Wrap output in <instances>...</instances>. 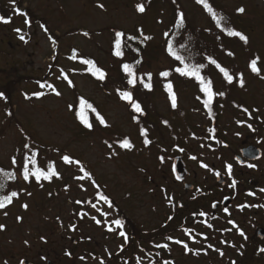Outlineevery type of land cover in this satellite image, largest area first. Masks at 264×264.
Returning a JSON list of instances; mask_svg holds the SVG:
<instances>
[{
  "label": "rangeland",
  "instance_id": "obj_1",
  "mask_svg": "<svg viewBox=\"0 0 264 264\" xmlns=\"http://www.w3.org/2000/svg\"><path fill=\"white\" fill-rule=\"evenodd\" d=\"M140 1L141 4L150 2L144 12L136 9ZM179 2L190 22L208 27L207 15L199 5L193 0ZM216 2L228 6L232 13L244 9L243 15L237 16V24L251 34L253 51H259L257 57L252 50L240 51L234 59L244 70L246 88L224 100L217 91L226 89L225 84L216 85L221 79L214 72L211 80L218 94V101L214 100L217 112L214 116L209 113L212 112L206 105L209 103H201L202 93H197L188 82L174 87L177 105L183 110L177 117L171 114L172 102L166 91L154 92L149 125L145 118L141 121L145 124V133L138 125L140 118L133 116L123 99V85L104 89L95 78L82 72L78 56L82 53L97 59L99 66L108 68L109 73L117 74L116 79L120 80L117 62L111 63L106 53L108 28L116 27L147 39L150 52L147 50L145 56L156 63V49L173 19V8H177L173 1L159 0L156 6L151 5V0H26L22 11L34 9L46 22V27L41 23L32 26V38L27 43L13 35L18 26L23 25L21 19L0 24V89L13 75L17 77L15 72L19 75L18 88L21 89L12 93L8 103L0 97V161L6 160L9 165L16 146L14 124L2 135L9 105L15 120L39 142L57 148L68 144V151L76 159L69 165L57 163L60 177L51 183L50 190L36 189L32 195L27 191L30 187L23 185L26 189L21 191L20 198L24 199L26 208L15 200L13 207L2 209L0 264H22L23 261L29 264H122L118 253L128 246L127 228L113 226L109 229V226L111 221H124L120 219L123 216L129 220L137 237L134 260L129 264H166L167 258L173 261L168 264H232L233 260H240V240L228 236L225 240L219 231L227 217L222 213L212 223L207 240L198 235L191 245H175L177 237L185 239L187 229L195 226L188 223L192 217L186 215L193 208H183V203L205 191V185L217 184L210 169L222 173L229 164L233 166L231 177H241L246 172L233 159L235 153L245 142L255 141L250 133L264 138V0ZM56 49H61L58 58ZM251 58H258L257 71L250 66ZM23 75L26 80L45 78L46 85L40 86L24 78L21 81ZM77 95L91 99L99 107L104 126L94 120V131L81 135L74 114ZM131 134V147H124L121 139L110 140ZM182 135L189 136L185 144ZM178 156L187 171L181 180L172 170ZM81 161L88 172L81 167ZM203 165L209 170H204ZM255 172L252 170L249 177H255ZM87 173L92 174L93 179ZM187 183L194 189H185ZM224 190L227 186L219 188L215 196H222ZM100 191L110 198L104 201L98 198L103 197ZM47 192H51L52 197L41 205L40 198ZM34 199L37 200L35 206ZM173 204L182 208L181 215L169 216ZM184 217L186 220L182 222ZM179 225L180 229H175ZM199 232L205 233L202 229ZM141 243L144 249H137L141 248ZM162 243L167 247L155 251L154 257L152 246L155 248ZM124 256H128L127 250Z\"/></svg>",
  "mask_w": 264,
  "mask_h": 264
},
{
  "label": "trees",
  "instance_id": "obj_2",
  "mask_svg": "<svg viewBox=\"0 0 264 264\" xmlns=\"http://www.w3.org/2000/svg\"><path fill=\"white\" fill-rule=\"evenodd\" d=\"M25 1L26 0H0V16H3L7 22H11L12 20L18 21L21 19L20 22L22 21L23 25L18 26V29H16V32H14L13 35H15L23 43H27L29 39L32 38V26L36 25L37 23H41L42 26L46 27L45 20L40 16L38 17L34 9L29 8L25 9V12L22 11V7ZM158 1L159 0H151V5L153 3L157 6ZM164 1L167 2L168 0ZM171 1L174 2L175 7L177 8H173V19L172 21H170V24L168 25L163 35V40L160 44V47L158 46L156 49V56L154 58L156 60V63L153 61V59H149L148 56L146 58L145 56L147 50H149L150 52V48L147 45V39H144L140 35L117 29L116 27L108 28L109 49L106 53L109 57H111V63L117 62L119 66L118 74L121 77L120 80L118 78L116 79L117 74L112 75L111 73H109L108 68L99 66L100 63H97V59L82 53L78 56V63L83 67L82 72L88 75L91 79L95 78L101 87L103 86L105 89L107 87H114L115 85H123V91L130 92L132 94L131 100H126L124 98L123 99L131 108L133 116L140 118V120H137V122L139 127L143 129L144 133L146 132L145 124L141 121L145 118L146 122L149 125V118L152 107L151 101L153 99L154 92L156 93L158 91H162L161 89L166 91L172 102L171 114L174 117H177V115H180V113L183 112V110H180L179 106L177 105V98L174 90V87H177V83L181 85L188 82L190 86L195 88L197 93H202L203 99L201 100V103L205 105V101L208 100V95L203 91L204 85L201 84V79H203L205 83L210 81L214 95L211 102L206 105L208 106V109L212 111L209 112L211 115H217L214 105L216 104L215 101H218L216 100L218 98V94L216 95L215 93L217 87L213 85V82L211 80V76L214 72L218 73L221 79L216 85L219 86L222 83L225 84L224 87L226 89L220 92L217 91L218 93H223L222 96L224 98L222 99H229L234 92H238L246 88L244 70H242L241 67H239V65L234 61V59H236V56H238V52L243 51L247 53V50L253 51V49L251 48V44L253 43L251 34L247 30L242 29L236 21L237 16H242L244 11L240 12L237 10V12L232 13L230 9L226 8L228 6H220L216 2V0H207V4L210 5L213 11L216 13V17L214 18L213 14L208 11L207 7H205L203 3H200L199 0H193V2L196 5H199L207 15L209 25L207 28H203L194 25L188 20L187 15L184 12L179 0ZM139 4H141V1L137 5ZM160 5L161 4L159 3L158 8L160 7ZM143 6L145 9H148L150 7V2L145 1V4H143ZM136 9L137 11H139L137 6ZM181 13H183V21H181L180 19ZM14 16H16V19H12ZM217 19L220 20L219 23H217ZM0 24L5 25L4 21H0ZM229 29L238 31L247 36V43H245L237 36L228 35ZM117 32H122L124 34L123 37L120 38L122 41V56H117L115 54V41L117 39ZM141 35L144 36V34L142 33ZM0 43H2V40L0 41ZM253 52L257 57V53L259 51ZM56 55L57 58L61 55V49H56ZM74 56H76V54H74ZM254 59H256L257 61V58ZM86 60L93 61L94 65L85 63L84 61ZM250 60L253 59L251 58ZM213 61H215V63H213ZM251 63L252 61L250 62V66ZM53 64L57 65V63H54V61ZM53 64L52 66H54ZM125 64L129 65L130 68H132L133 71L131 74L124 70ZM160 64L162 66H160ZM157 65L160 67H157ZM97 68L101 69L105 73L103 79L98 78V74H95V70ZM156 68H158L157 72ZM178 68L184 69L186 71H198V75H185L182 72H178ZM222 68L226 69L228 74L233 77L231 81H229L224 72L221 71ZM251 71L253 72V70ZM164 72L169 73V75H161V73ZM148 73H151L150 81L148 79ZM15 74L17 75V77L13 75L12 78H10L9 82L5 84L2 89H0V93L4 94L1 98L6 103L10 102L11 95L14 91L18 90L19 92H21V89L18 88L20 84V80L18 77L19 75L16 72ZM23 78L25 80L27 79V77L23 75L21 81L23 80ZM133 78H135L136 80L135 84L130 82ZM241 80L243 81L242 84ZM26 81H33L38 83V85L40 86H44L46 85L47 79L42 78L41 80H39L35 77H32L30 80ZM174 82H176V84ZM146 83H150L151 87H145L144 85ZM169 84H171V89L168 88ZM185 86L186 84L184 85V87ZM173 96L175 97V106H173ZM81 101H85L86 103L82 104ZM133 103H139L142 111L137 112L133 107ZM75 104L74 114L76 115V126L80 130L81 135H84L86 132L92 133V131H94V120L99 121V124L101 126L105 125V122H100V117H103L101 110L99 109V107L97 108V105H95L91 99H84L82 97H78L77 95ZM88 105H91V107H88ZM93 109L95 111H93ZM6 116L5 128L2 130V135H5L10 126L14 124V129L16 130V146L15 150H13V153L10 155L9 165H6V163L4 162L6 160L0 161V169H3V171H0V199L6 196H11L13 192H16L17 195L12 198L11 203H6V206L4 208L13 207L15 200H18L23 205H25L24 199H21L22 197L20 196L21 191L26 189L23 187V185L30 187V189H27V191L32 195L35 194L36 189H39L40 192L43 190H50V185H52L51 183L56 179H59L60 177L57 163L69 165L70 162L76 161V159H73L70 152L68 151V144H66L64 148H57L53 147L52 145H48L47 143L42 144L41 142H39V140H37V138L32 133L25 129L24 125L20 121L15 120L14 111L11 105L6 107ZM163 119L166 123L167 120H165L164 117ZM89 124H91L92 126L88 127ZM171 126L172 125H170V127ZM212 130L213 129H211V131ZM120 139L122 142L128 141L130 139L128 141L130 142L131 140H133V137L131 134L127 135V137L121 136V138H110V140L112 141ZM65 156H68L70 158L69 161H65L63 159ZM13 158H15V163H13ZM81 167H84V169L86 170L82 161ZM25 168H27L30 173L28 179L24 178ZM38 170L45 173H58V175L53 174L51 179H44L42 176L40 180H37L35 175H32V173H35ZM9 173H14V178H10V176L8 175ZM88 175H90L93 179L92 174ZM25 193L26 192L23 191V194ZM99 193L103 197L98 195L97 196L103 201L105 200L104 197H107V199L110 198L105 192L100 191ZM51 197V192H47L46 195L40 198V204L44 205L43 203L47 202L45 201V199L48 200V198L50 199ZM34 200L35 201H33L32 203L35 206L37 200ZM4 208H0L1 215L2 209ZM115 210H117V204ZM119 211H121L120 216L124 215L121 207H119ZM180 211L181 209L179 207L173 205V209L169 216L176 217ZM120 219L124 220L122 227L127 228L126 233L132 230L131 236L128 237V246L125 248L122 247L118 253L121 256L122 264H129L134 260V251L136 249L134 247L137 244L134 239H136L137 237L134 234L135 231H133V229H130V226L126 223L127 218L123 216L120 217ZM116 221L117 220H115L114 222H110V228H112L113 226H121L122 222L118 220L120 221V224L118 225ZM163 246V243L161 245H156L155 248L152 246L151 249L153 251L154 257L155 251L162 250L164 248ZM137 249H144L142 243L141 248L139 247ZM125 250H127L128 256H124ZM165 255L166 254H162L163 257ZM126 258L127 260L125 261ZM169 261L171 260L167 258L166 264H168ZM169 263H173V261ZM138 264H141V262H139Z\"/></svg>",
  "mask_w": 264,
  "mask_h": 264
},
{
  "label": "flooded vegetation",
  "instance_id": "obj_3",
  "mask_svg": "<svg viewBox=\"0 0 264 264\" xmlns=\"http://www.w3.org/2000/svg\"><path fill=\"white\" fill-rule=\"evenodd\" d=\"M250 136L255 141L251 143L245 142L233 157L242 169L245 168L246 173L239 178H232V165L231 172H229L227 167L229 164H226L225 170L222 173L217 171L213 172L211 168V174L217 184L211 187L205 185V191H198L200 193L192 197L188 201L189 204L188 202L183 203V208H193V211L186 215L192 217L188 223L194 224L195 226L187 229L185 239L177 237L181 241L185 240L186 244L189 245H191V242L197 240L198 235L203 240H207L209 234L212 232V223L219 219V214L222 213L225 217L227 216L224 221V227L219 228L221 234L224 235L223 239H225V236L235 237L242 244L240 245L242 247L240 260H233L232 264H264V138L254 133H250ZM181 137V139H184L185 144V139L189 136L182 135ZM251 146L261 151L259 157L254 158L256 156V152L254 151L243 153V150ZM176 158H179V156ZM203 169L209 170V167L203 165ZM252 170L256 171L255 177L250 178L249 176L252 174ZM186 173L187 171L184 168L183 175L178 179L185 178ZM218 175L224 177L222 182L219 181ZM226 177H229V180ZM227 180L229 184H227ZM226 186L227 190H224L225 193L221 192V194L223 193L222 196H215L219 188ZM210 205L211 210H209ZM225 209L227 210L225 211ZM181 214L182 208L177 215ZM185 220L184 217L182 222ZM127 224L131 227L128 219ZM176 229H180V225ZM200 229L205 233H200ZM155 237L152 239L154 240ZM164 238L166 239V237ZM22 264L25 263L22 262Z\"/></svg>",
  "mask_w": 264,
  "mask_h": 264
},
{
  "label": "snow or ice",
  "instance_id": "obj_4",
  "mask_svg": "<svg viewBox=\"0 0 264 264\" xmlns=\"http://www.w3.org/2000/svg\"><path fill=\"white\" fill-rule=\"evenodd\" d=\"M199 2L200 3H203L205 5V7H207L208 11L213 14L214 18L216 17V13L213 11V9L211 8V6L207 4V0H199ZM100 7H103V5H100ZM137 7H138V10L140 12H144L145 11V8H144L143 4H139V5H137ZM238 11L243 12L244 9L243 8H240V9H238ZM180 19H181V21H183V13L180 14ZM0 21L7 22L3 16H0ZM219 22H220V20L217 19V23H219ZM123 35L124 34L122 32H117L116 33L117 39L115 41V45H116V52H115V54L117 56H122L123 55V52L121 51L122 41L120 39L121 37H123ZM228 35L237 36L241 40H243L245 43H247V36L243 35L242 33L238 32V31L229 29L228 30ZM84 62L85 63H88V64H93L94 65V62L93 61L86 60ZM213 63H215V61H213ZM251 67L253 68L254 71H257L258 70L257 67H256V60L255 59L252 61ZM124 70L126 72L130 73V74L133 71L132 68H130V66L127 65V64L124 65ZM177 71L178 72H182L185 75H198V71H193V70L186 71L184 69H179L178 68ZM221 71L224 72L225 76L228 78L229 81H231L233 79V77L228 74V72H227L226 69H223L222 68ZM95 74H98V78H100V79H103L104 76H105V73L101 69H99V68H97L95 70ZM147 75H148V79L150 81L151 80V73H148ZM161 75L167 76V75H169V73L164 72V73H161ZM130 82L133 83V84H135V82H136L135 78H133ZM242 83H243V81L241 80V84ZM201 84L204 85L203 91L206 92L207 95H208V100L205 101V103H210L211 100H212V98H213V95H214V93L212 91V87H211V82L208 81L207 83H205V81L203 79H201ZM144 86L147 87V88H150L151 87V84L150 83H146ZM168 88L171 89V84L168 85ZM57 94L59 95V93H57ZM219 94L220 95H223V93H219ZM3 95H4L3 93H0V97H2ZM37 95H43V93H37ZM122 95H123V98L126 99V100H131L132 99V94L130 92H124ZM81 103L84 104L86 102L85 101H81ZM173 106H175V97L174 96H173ZM88 107H91V105H88ZM133 107H134V109L137 112L142 111L141 106H140L139 103H133ZM93 111H95V110L93 109ZM100 122L101 123H104L103 117H100ZM91 126H92L91 124L88 125V127H91ZM123 146L124 147H131V145H130V143L128 141H124L123 142ZM63 159L65 161H69L70 158L68 156H65ZM15 162H16L15 161V158H13V163H15ZM76 163H79V161H77ZM227 167H228L229 172H231L232 166L231 165H228ZM0 171H3V169H0ZM29 174H30L29 173V170L27 168H25L24 169V178L25 179H28ZM53 174L58 175V173H45V172L40 171V170L36 171L35 173H32V175H35V177H36L37 180H40L42 176H43L44 179H51V177H52ZM8 175L10 176V178H14V173H9ZM16 195H17V193L16 192H13L11 194V196H6V197L0 199V208H4L6 206V203H11L12 198L15 197ZM104 199L107 200V197H104ZM24 207L26 208L27 205L25 204ZM226 210L227 209H225V211ZM116 223L119 225L120 224V221H116ZM2 227H3V225H0V228H2ZM163 247H167V245H164Z\"/></svg>",
  "mask_w": 264,
  "mask_h": 264
},
{
  "label": "water",
  "instance_id": "obj_5",
  "mask_svg": "<svg viewBox=\"0 0 264 264\" xmlns=\"http://www.w3.org/2000/svg\"><path fill=\"white\" fill-rule=\"evenodd\" d=\"M248 151H254V152H256V156H255L254 158H257V157H259V156L261 155V151H260L259 149H257L256 147H254V146H251V147H249V148L243 150V153H247ZM173 169H174V172H175V174H176L177 176H181L182 173L184 172V166H183V163L181 162V160H180L179 158H177V159L175 160V163H174ZM218 178H219V181H220V182H222L223 179H224V177H223V176H220V175H218ZM186 188H188V189H192L193 186H191V185H186ZM25 264H27V263L25 262Z\"/></svg>",
  "mask_w": 264,
  "mask_h": 264
}]
</instances>
